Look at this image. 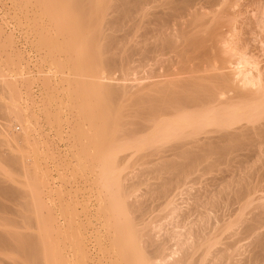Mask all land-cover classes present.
Segmentation results:
<instances>
[{
	"label": "bare ground",
	"instance_id": "6f19581e",
	"mask_svg": "<svg viewBox=\"0 0 264 264\" xmlns=\"http://www.w3.org/2000/svg\"><path fill=\"white\" fill-rule=\"evenodd\" d=\"M40 1L71 33L69 49L87 32L84 47L95 49L75 64L103 88L90 110L92 124L104 123L92 141L99 165H90L100 194L94 211L69 210L66 229L58 211L56 243L48 230L5 231L0 249L14 240L28 264H264V0ZM134 55L161 71L147 63L151 81L128 84ZM84 76L74 71L71 98ZM3 93L12 105L4 81Z\"/></svg>",
	"mask_w": 264,
	"mask_h": 264
},
{
	"label": "rangeland",
	"instance_id": "374dc122",
	"mask_svg": "<svg viewBox=\"0 0 264 264\" xmlns=\"http://www.w3.org/2000/svg\"><path fill=\"white\" fill-rule=\"evenodd\" d=\"M159 1L162 2V0H156L157 3ZM180 1L176 3L180 4ZM185 1L189 0L181 3L186 4ZM191 1L188 4L192 3ZM64 3L60 7L68 11L70 4ZM198 4L195 5L198 6ZM47 7L40 0H0V102L10 104L7 95L1 94L3 81L12 90L14 96L12 105H8L4 114L0 113V184L5 188L0 191V233L12 231L20 234L28 230L43 235L48 230L49 239L55 240L53 236L56 234L54 229L56 221L63 217L59 215L60 213L65 215L62 225L67 227V218L71 213L69 210L79 209L82 215L84 203L86 207L91 206L87 208L91 211H94L97 205L94 194L99 195L100 188L96 189L99 181L98 183L94 181V178L98 180V177L93 173L97 171L95 169L98 168L95 167L98 166H93V169L90 165L93 163V165H99L95 158L92 160V156L95 157L103 150L99 144L92 141L96 137V130L99 131L104 123L103 116H100L97 122L92 124L94 114L90 110L96 104V94L99 93L101 96L103 88H101L99 77L90 73V66L81 68L75 64L78 55L95 51L94 46L89 50L84 47L90 42L88 41L90 33L87 32L83 41L72 51L69 49L71 33L58 28L54 12H52L55 7ZM122 32L123 30L118 33ZM128 38L135 39V28L128 34ZM161 57L159 56L161 60L167 58L166 55ZM135 58L134 55L127 69L125 81L128 84L138 82L139 79L137 81L135 77L143 78L151 62H154L149 60L148 67L147 63L141 67L143 64L140 65ZM152 65L150 68L155 67ZM157 68L160 69L157 70L158 73L162 67L159 64ZM74 71L85 76L82 77L83 80L78 81L77 96L71 98L70 89L74 88V80L72 81ZM149 75L150 72L147 77ZM141 78L140 82L144 83V80L147 82L150 77ZM12 129H15L16 135L10 134ZM115 133V128H106L107 136ZM128 151L124 149L117 152V157H121ZM88 161H91V164ZM125 161H128L130 165L135 160L126 158L122 162ZM129 161L133 162L129 163ZM121 165L124 168L122 163ZM128 165L126 163L125 166L130 170L132 165ZM215 173L217 172L213 174ZM124 174L127 175L128 172ZM207 174L209 173L206 172ZM210 175L212 174L207 177ZM197 185L195 183L194 186ZM260 192L257 191V197L263 193L260 194ZM87 201L90 203L88 204ZM75 204V208H72ZM38 210L40 214L37 213ZM43 226L47 229L43 230ZM15 243L10 239L8 243L1 246L0 250L4 253H0V262L2 260L0 264L22 262L23 256H20L22 248ZM48 256L52 258L49 263L53 262L52 254ZM23 259L26 264L25 257Z\"/></svg>",
	"mask_w": 264,
	"mask_h": 264
}]
</instances>
